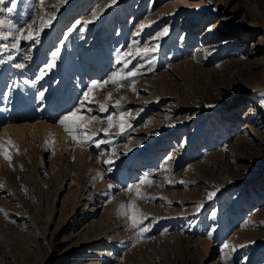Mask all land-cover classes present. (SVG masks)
I'll return each instance as SVG.
<instances>
[{"label":"rangeland","instance_id":"rangeland-1","mask_svg":"<svg viewBox=\"0 0 264 264\" xmlns=\"http://www.w3.org/2000/svg\"><path fill=\"white\" fill-rule=\"evenodd\" d=\"M0 264H264V0H0Z\"/></svg>","mask_w":264,"mask_h":264},{"label":"bare ground","instance_id":"bare-ground-1","mask_svg":"<svg viewBox=\"0 0 264 264\" xmlns=\"http://www.w3.org/2000/svg\"><path fill=\"white\" fill-rule=\"evenodd\" d=\"M38 47H39V46H38ZM34 48H35V47H34ZM33 52H34V51H33ZM35 52L37 53V50H36ZM38 103H39V102H38ZM65 106H66V105L63 104V105H62V109H64ZM14 133H15V135H13V137L10 136V137L7 138V143H6V144L9 145V146H10L9 143H10L11 140L13 141L15 138H18V137H19V136H17V133H16L15 131H14ZM56 138H57V137H56ZM55 140H56V139H55ZM2 150H3V151H6V148H5V147H2ZM6 152H7V151H6ZM130 161H131V160H130Z\"/></svg>","mask_w":264,"mask_h":264}]
</instances>
